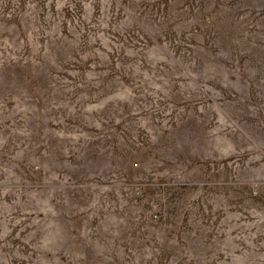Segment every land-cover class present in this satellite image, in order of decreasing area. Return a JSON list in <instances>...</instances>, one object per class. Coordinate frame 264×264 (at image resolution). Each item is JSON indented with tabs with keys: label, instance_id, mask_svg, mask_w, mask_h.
<instances>
[{
	"label": "rangeland",
	"instance_id": "1",
	"mask_svg": "<svg viewBox=\"0 0 264 264\" xmlns=\"http://www.w3.org/2000/svg\"><path fill=\"white\" fill-rule=\"evenodd\" d=\"M0 264H264V0H0Z\"/></svg>",
	"mask_w": 264,
	"mask_h": 264
}]
</instances>
